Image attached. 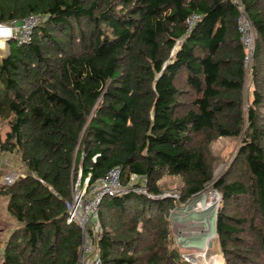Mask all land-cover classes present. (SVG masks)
<instances>
[{
  "label": "trees",
  "instance_id": "trees-1",
  "mask_svg": "<svg viewBox=\"0 0 264 264\" xmlns=\"http://www.w3.org/2000/svg\"><path fill=\"white\" fill-rule=\"evenodd\" d=\"M241 1L256 34L248 71L231 0H0V22L49 15L0 57V200L13 220L0 264H76L73 188L117 166L124 187L139 176L151 195L102 200V264H190L168 242L172 213L211 188L214 247L226 264H264V0ZM222 138L240 145L217 176ZM10 167L25 177L7 185ZM168 178L180 199L161 197Z\"/></svg>",
  "mask_w": 264,
  "mask_h": 264
},
{
  "label": "built area",
  "instance_id": "built-area-1",
  "mask_svg": "<svg viewBox=\"0 0 264 264\" xmlns=\"http://www.w3.org/2000/svg\"><path fill=\"white\" fill-rule=\"evenodd\" d=\"M239 11L237 19L241 41L245 46L247 55L245 65L247 71L253 62L255 53V30L250 18L247 15L244 4L241 0H231ZM49 19L48 14H30L22 19H13L8 22H0L8 24L14 29L11 37L6 38L4 46L0 48V57H6L12 44L18 47L29 45L34 39V34L38 27L46 23ZM199 17L194 15L187 20L190 29H193ZM249 81V80H248ZM249 87V83H248ZM246 83V91L248 89ZM139 176H133L131 184L124 187L122 184V169L120 166L111 170L106 177L99 181L96 185L90 187V177L85 179L84 185L81 187L73 188V201L69 205V219L68 224L73 222L78 223L83 231V244L77 259L76 264H102L103 259L101 256L100 248L97 243L101 240L103 233L102 227L97 222V214L102 200L109 197H117L126 194L130 191L139 192L147 195L145 187L137 188L134 184V179ZM141 178V177H140ZM140 179H138L139 181ZM8 185H12L11 177L6 181ZM177 197V195H173Z\"/></svg>",
  "mask_w": 264,
  "mask_h": 264
},
{
  "label": "rangeland",
  "instance_id": "rangeland-1",
  "mask_svg": "<svg viewBox=\"0 0 264 264\" xmlns=\"http://www.w3.org/2000/svg\"><path fill=\"white\" fill-rule=\"evenodd\" d=\"M255 38H256V36H255ZM248 83H249V81H247V87H248ZM247 95H248V89L246 91V99H247ZM8 131H9V127L6 123L0 124V134L4 138H5V135ZM239 145H240V141L235 142V141H231L230 139H225V138L220 139L218 141V143L215 144V146H214L215 150H217L222 155V158H223L216 168V175L217 176H220V174L223 173L224 171H226L227 168L230 166V163L233 161L237 151L239 150L238 149ZM4 161H7V163L10 164L12 161V158L8 159V160L4 159ZM10 169L11 170L7 171V173L3 176L1 182L7 184L6 181L8 180V177H11L12 182L15 181L18 177H25V173H23V171L15 170L12 167H10ZM138 179H140V180L138 181ZM142 179L143 178L136 177L134 179V184H136L137 182H138V184H140ZM172 181H174V180L171 178H168L166 180V182L169 185L172 183ZM172 187H173V184H171L170 187L168 188L171 191H166L165 193H163L161 195V197L166 198V197H173V195H177V197H174V198L180 199V194L178 193L177 190H175ZM139 192L142 193V190H140ZM215 192L216 191L213 188L208 189L203 194H201L199 197L192 200L190 203H188L186 205H182L181 207H179L181 209V211L177 210V209H179V208H177L172 213L173 214L172 231H171L170 236L168 238V242L171 246L177 245L180 249L181 254L185 258V260L187 262L189 260L190 264H194L191 261L192 257H194L195 255L202 252L201 249H202L203 243H202V239H201V233L199 231L200 229H197L196 223H199L200 219H202L204 217V215L200 214V213H197V214H193V212L191 213V210L193 208L190 210V207H192L196 203V201L199 200L200 197L203 196L204 194L212 193L215 196V211H216L217 202H218L219 198L221 200V196H220V194L218 196L217 194H215ZM147 195H151V194H149L147 192ZM4 205H6V202L3 200H0V252H2V253H4L2 248H3L5 241H6L8 235L10 233V229H11L12 222H13V220L6 213ZM194 237H196V239H199V241L201 242L200 248L192 247V243H187V245H186L187 247H183L181 245V243L183 242V239L194 238ZM207 252L217 256L220 259L221 264H225L224 262H226V261H225V259H223L224 256L220 253V251L217 247L213 246V248L210 250L207 248ZM204 254H207V253H204Z\"/></svg>",
  "mask_w": 264,
  "mask_h": 264
},
{
  "label": "bare ground",
  "instance_id": "bare-ground-1",
  "mask_svg": "<svg viewBox=\"0 0 264 264\" xmlns=\"http://www.w3.org/2000/svg\"><path fill=\"white\" fill-rule=\"evenodd\" d=\"M190 210L193 214L200 213L204 215V217L200 219L199 223H196L197 229H200L199 231L201 233L203 243L201 249L202 252L192 257L191 261L194 264H221V261L217 256L207 252L210 241L214 240L213 218L215 214V196L212 193L204 194L192 207H190Z\"/></svg>",
  "mask_w": 264,
  "mask_h": 264
},
{
  "label": "water",
  "instance_id": "water-1",
  "mask_svg": "<svg viewBox=\"0 0 264 264\" xmlns=\"http://www.w3.org/2000/svg\"><path fill=\"white\" fill-rule=\"evenodd\" d=\"M215 194H217L219 196V193L218 192H215ZM197 200V199H196ZM219 203H220V198L217 202V206H216V211H215V214H214V218H213V221H214V231H213V235H214V240L216 239L217 237V215H218V207H219ZM177 210H180L181 209H177ZM172 218H173V214H172ZM197 240V241H196ZM214 240L213 241H210L209 245H208V249H212L213 246H214ZM187 243H192V247H196V248H200L201 245H200V242L198 241V239H196V237L194 238H186V239H183V242L181 243V245L183 247H187ZM224 259V257H223ZM189 262V260H188ZM190 263V262H189ZM226 264V262H224Z\"/></svg>",
  "mask_w": 264,
  "mask_h": 264
},
{
  "label": "clouds",
  "instance_id": "clouds-1",
  "mask_svg": "<svg viewBox=\"0 0 264 264\" xmlns=\"http://www.w3.org/2000/svg\"><path fill=\"white\" fill-rule=\"evenodd\" d=\"M14 29L8 24L0 23V48L4 46L6 38H9L13 35Z\"/></svg>",
  "mask_w": 264,
  "mask_h": 264
},
{
  "label": "crops",
  "instance_id": "crops-1",
  "mask_svg": "<svg viewBox=\"0 0 264 264\" xmlns=\"http://www.w3.org/2000/svg\"><path fill=\"white\" fill-rule=\"evenodd\" d=\"M201 197H202V196H201ZM201 197H200V198H201ZM197 201H198V200H197Z\"/></svg>",
  "mask_w": 264,
  "mask_h": 264
}]
</instances>
